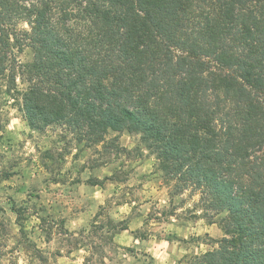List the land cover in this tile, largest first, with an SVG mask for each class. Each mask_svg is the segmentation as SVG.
<instances>
[{"label":"trees","instance_id":"trees-1","mask_svg":"<svg viewBox=\"0 0 264 264\" xmlns=\"http://www.w3.org/2000/svg\"><path fill=\"white\" fill-rule=\"evenodd\" d=\"M5 98L32 131L139 136L172 194L224 215L185 264H264V0H0Z\"/></svg>","mask_w":264,"mask_h":264},{"label":"rangeland","instance_id":"rangeland-1","mask_svg":"<svg viewBox=\"0 0 264 264\" xmlns=\"http://www.w3.org/2000/svg\"><path fill=\"white\" fill-rule=\"evenodd\" d=\"M5 100L0 264H185L216 248L224 215L209 225L198 192L172 194L139 136L103 147L65 127L32 131Z\"/></svg>","mask_w":264,"mask_h":264}]
</instances>
